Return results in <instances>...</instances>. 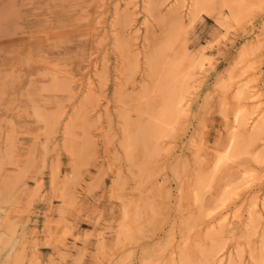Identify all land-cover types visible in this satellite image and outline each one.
Instances as JSON below:
<instances>
[{
    "label": "rangeland",
    "instance_id": "obj_1",
    "mask_svg": "<svg viewBox=\"0 0 264 264\" xmlns=\"http://www.w3.org/2000/svg\"><path fill=\"white\" fill-rule=\"evenodd\" d=\"M0 264H264V0H0Z\"/></svg>",
    "mask_w": 264,
    "mask_h": 264
},
{
    "label": "bare ground",
    "instance_id": "obj_2",
    "mask_svg": "<svg viewBox=\"0 0 264 264\" xmlns=\"http://www.w3.org/2000/svg\"><path fill=\"white\" fill-rule=\"evenodd\" d=\"M174 45H175V43H174ZM160 58H161V57H160ZM175 58H176V57H175ZM158 59H159V58H158ZM175 60H176V59H175ZM176 61H178V60H176ZM175 63H177V62H175ZM178 63H179V61H178ZM181 64H182V63H181ZM171 65H172V63H171ZM177 66H178V65H177ZM179 66H180V63H179ZM182 66H183V65H182ZM182 66H181V67H182ZM175 67H176V66H175ZM183 67H184V66H183ZM176 68L178 69V67H176ZM192 68H193V65H189V66L187 67V72H186L187 75H191V73H192ZM173 69H174V67H173ZM177 69H176V70H177ZM180 69H181V68H180ZM180 69H179V70H180ZM158 70H159V69H158ZM169 70H170V69H169ZM173 71H174V70H173ZM173 71H172V72H173ZM156 72H157V71H156ZM184 76H185V75H184ZM186 90H187V86H186V85H183V87L181 86L179 92H181L182 95H180L179 98H178V95H177V99H176V100L179 99V100H178V104H180V103L182 102V98H183L184 94L186 93ZM170 94H171V93H170ZM170 96H171V97H170L171 99L169 98L166 104H169V103H170V100H172V94H171ZM176 100H175V101H176ZM173 101H174V100H173ZM171 103H172V102H171ZM175 103H176V102H174V103H172V104H175ZM175 106H176V104H175ZM170 108H172V107H171V106H168V107H167L168 112H167V113L164 112V113L162 114V118H163L164 120L167 119V117L169 116ZM231 156H232V155L227 154V155H226L227 158H225V156H224V158H225V159H228V158L230 159ZM232 157H233V156H232ZM232 157H231V159H233ZM221 159H222V156H221ZM222 161H223V159L220 160L219 162L221 163Z\"/></svg>",
    "mask_w": 264,
    "mask_h": 264
}]
</instances>
